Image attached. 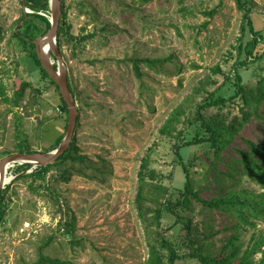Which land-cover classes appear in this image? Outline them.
I'll return each mask as SVG.
<instances>
[{"label": "rangeland", "instance_id": "obj_1", "mask_svg": "<svg viewBox=\"0 0 264 264\" xmlns=\"http://www.w3.org/2000/svg\"><path fill=\"white\" fill-rule=\"evenodd\" d=\"M63 1L65 34L59 48L78 110L72 138L98 171L70 168L65 181L56 168L45 179H32L23 174L34 167L17 169L24 161L9 166L6 175L13 179L1 190L6 212L0 223V264H34L40 250L64 264H146L147 239L134 201L141 158L150 157L151 167L172 191L182 187V170L173 161L174 135L187 126L184 120L209 92L221 86L217 95L233 93L234 86L225 77H234L241 12L233 0ZM249 2L254 26L263 35L258 45L262 52L264 0ZM21 8L19 0H0V83L8 97L20 83H31L18 107L0 95V160L18 152L22 138L34 152H47L67 128L55 87L11 35ZM169 54L174 57L166 62L167 73L139 63L138 77L129 61ZM51 59L57 63L53 55ZM215 66L220 68L217 73L212 71ZM239 73L244 82L254 83L264 75V57L241 67ZM36 87L41 91L34 94ZM238 102L226 112L240 114ZM257 113L222 152L223 159L238 157L237 150L247 149L248 140L264 142V105ZM172 116L176 118L171 121ZM168 122L170 134L161 131ZM218 168L225 170L226 165L220 162ZM194 170L200 177L205 167L197 165ZM212 172L200 189L205 199L215 195ZM239 187L262 190L248 176ZM221 190L218 187L217 192ZM201 208L196 206L193 215L209 219L219 229L210 237L219 247L235 232L231 227L235 218ZM161 221L165 228L173 217L164 214ZM255 223L237 228L239 255L251 250L256 237L264 233V221L257 218ZM68 226L73 228L69 233ZM176 228L167 235L181 243L183 231ZM260 257L259 248L250 255L252 260Z\"/></svg>", "mask_w": 264, "mask_h": 264}, {"label": "trees", "instance_id": "obj_2", "mask_svg": "<svg viewBox=\"0 0 264 264\" xmlns=\"http://www.w3.org/2000/svg\"><path fill=\"white\" fill-rule=\"evenodd\" d=\"M19 1L22 4V0ZM142 1L146 2L148 0ZM233 1L237 10L241 12V35L237 46V60L233 66L234 77L232 79L230 76H226L225 81H231L234 90L227 97L217 95L221 86L209 92L195 105L194 111L184 120L187 126L174 135V137H177V141L172 146L173 161L182 170V187L178 190L174 189L176 192L172 191L171 187L164 183V177L159 176L156 170L151 167L150 157L145 155L141 158L134 201L147 239L146 264H180V260L186 259L195 260L193 264H264V233L256 237L250 246L251 250H246L239 255L240 247L237 243L238 234L236 231L244 223L255 226V219L257 218L264 221V142L248 140L247 149L237 150L238 157L234 156L231 160H226L222 156V152L233 141L239 130L243 128L253 114H258L257 111L260 105H264V75H258L254 83H247L244 82L239 73L241 67L249 63L253 64L264 57V51L258 50L263 35L254 26L249 0ZM24 6L28 11L21 8L20 16L12 29L11 35L16 40V46L20 48L19 50L27 53L28 57L39 68L42 77L47 78L55 87L60 99L59 109L64 117L65 126H67V106L56 83L41 66L35 51L34 41L50 28L49 0H24ZM64 6V1L61 0V14L56 38L59 47L61 46V38L65 34L63 25L65 23ZM246 34H249L247 39ZM173 57V54H169L165 58L132 57L129 58V61L132 62L133 70L139 77L141 75L139 63L154 71L167 73L169 68L166 66V62H171ZM176 67L180 69V64L177 63ZM212 71L214 73L219 72V66L213 67ZM68 83L72 94H74L69 78ZM29 87H31V83L22 82L14 90L13 96L8 97L5 93V86L0 83V95L3 97V101L11 103L13 107H18L25 97L26 89ZM33 89L34 94L41 91L39 87ZM236 102L240 105V114L230 115L225 109ZM175 118V116H172L170 120L172 121ZM168 127L169 122L163 126L161 131L170 134ZM182 134L184 135L180 136ZM63 136L62 133L56 137L51 148L46 149V151L55 149ZM196 150H201V153L197 154ZM17 151L34 152L26 144L24 138L20 139L17 144ZM220 162L226 165L225 170L218 168ZM197 165H204L205 167L200 177L197 176L199 174L198 170H194ZM30 167V163H22L18 164L17 169L24 171ZM52 168H56L60 177L65 181L69 178L70 168L83 173L87 169L95 173L98 171L97 166L85 154L80 152L75 137L71 139L69 147L53 163L37 165L30 172L23 175L32 179H45L46 173ZM211 171H213V180L216 183L215 195L205 199L200 196V189L203 182H206V175ZM244 176H248L251 180L260 184L262 190L257 192L240 188ZM218 187L222 189L220 192H217ZM31 188L36 190L35 187L31 186ZM198 205L202 207V211L214 208L235 218V222L231 226L235 229V232L225 238L219 247H215L216 243L210 238L218 233L219 229H215L209 219H200L193 215L194 209ZM5 212V196L4 192L1 191L0 223L4 220ZM164 214L173 217V222L165 228L161 227ZM176 227L183 231L181 232L183 233L180 238L181 243L173 242L167 235L168 230ZM65 230L69 233L73 228L68 226ZM45 244H48V241ZM258 248L261 251V257L258 260L250 259L252 251ZM64 263V260L59 258L46 256L42 250L39 251L34 262V264Z\"/></svg>", "mask_w": 264, "mask_h": 264}, {"label": "water", "instance_id": "obj_3", "mask_svg": "<svg viewBox=\"0 0 264 264\" xmlns=\"http://www.w3.org/2000/svg\"><path fill=\"white\" fill-rule=\"evenodd\" d=\"M22 4L23 9L28 11V9L24 6V0H22ZM49 7L50 28L46 33L37 37L34 41L35 51L41 66L46 70L50 78H52V80L56 83L59 93L67 106L68 119L66 132L58 146L53 150L44 153L16 152L2 158L0 160V192L4 188L3 178L6 174L8 165L19 163L20 160L24 161L22 163H30L32 167L53 163L56 158L69 147L74 133L78 110L76 109L74 96L69 87L67 71L62 58L61 50L56 40L59 18L61 14V0H49ZM51 55L56 58L57 63L51 59Z\"/></svg>", "mask_w": 264, "mask_h": 264}, {"label": "bare ground", "instance_id": "obj_4", "mask_svg": "<svg viewBox=\"0 0 264 264\" xmlns=\"http://www.w3.org/2000/svg\"><path fill=\"white\" fill-rule=\"evenodd\" d=\"M21 161V160H20ZM11 166V165H8V167ZM7 167V168H8ZM13 177L12 176H7L5 174L4 178H3V181H4V184L8 183Z\"/></svg>", "mask_w": 264, "mask_h": 264}, {"label": "flooded vegetation", "instance_id": "obj_5", "mask_svg": "<svg viewBox=\"0 0 264 264\" xmlns=\"http://www.w3.org/2000/svg\"><path fill=\"white\" fill-rule=\"evenodd\" d=\"M13 179V178H12ZM5 187V186H4Z\"/></svg>", "mask_w": 264, "mask_h": 264}]
</instances>
